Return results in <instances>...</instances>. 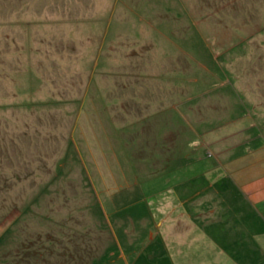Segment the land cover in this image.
<instances>
[{"label":"rangeland","instance_id":"374dc122","mask_svg":"<svg viewBox=\"0 0 264 264\" xmlns=\"http://www.w3.org/2000/svg\"><path fill=\"white\" fill-rule=\"evenodd\" d=\"M250 126L264 0H0V264L158 263L154 192Z\"/></svg>","mask_w":264,"mask_h":264},{"label":"crops","instance_id":"0c3cea01","mask_svg":"<svg viewBox=\"0 0 264 264\" xmlns=\"http://www.w3.org/2000/svg\"><path fill=\"white\" fill-rule=\"evenodd\" d=\"M223 41L228 43L224 34L217 42ZM254 126L221 137L239 139L235 145L213 141L208 164L193 171L199 181L180 179L167 186L164 197L154 192L152 203L161 210L156 216L165 219L179 209L184 224L176 229L175 221L169 224L165 257L156 264H264V135ZM248 135L255 140L244 141ZM161 234L156 233L159 240Z\"/></svg>","mask_w":264,"mask_h":264}]
</instances>
